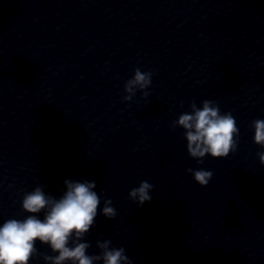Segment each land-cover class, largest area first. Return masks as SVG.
<instances>
[{"label": "clouds", "instance_id": "obj_1", "mask_svg": "<svg viewBox=\"0 0 264 264\" xmlns=\"http://www.w3.org/2000/svg\"><path fill=\"white\" fill-rule=\"evenodd\" d=\"M151 72H141L135 69L134 78L125 83V91L132 92L133 87L139 85L141 89L151 84ZM147 95V93H145ZM124 99H131L130 96ZM192 114H181L178 125L186 130L187 151L191 157L201 158L206 154L212 158H225L237 148L239 129L231 113L221 115L218 106L213 101L205 100L202 109H197L195 103L191 105ZM255 143L264 148V120L254 122ZM264 165V152L257 154ZM202 163V159H198ZM194 180L201 186H206L213 173L206 170L188 169ZM67 191L57 199L46 196L40 187L24 195L22 209L29 213L23 220L8 219L0 226V264H29L31 258L37 255L36 242L50 246L53 253L58 255H45L46 261L51 264H93L101 256L86 255L90 247L88 243H77L81 240L95 223L100 197L93 191L95 182L65 181ZM153 185L142 181L136 188L131 189L129 198L138 206L150 202L152 196L149 190ZM110 199L105 201L103 215L114 218L116 210L109 206ZM46 210L44 218L36 214ZM75 237V241L73 240ZM74 244V246H70ZM111 241L98 242V247L103 249L104 264H132L124 255L125 249H109Z\"/></svg>", "mask_w": 264, "mask_h": 264}]
</instances>
